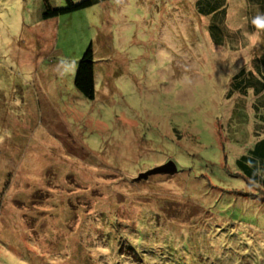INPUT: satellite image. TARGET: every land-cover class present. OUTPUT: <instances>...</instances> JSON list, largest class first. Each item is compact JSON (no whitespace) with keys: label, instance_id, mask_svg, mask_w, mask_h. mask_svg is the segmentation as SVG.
I'll return each instance as SVG.
<instances>
[{"label":"rangeland","instance_id":"rangeland-1","mask_svg":"<svg viewBox=\"0 0 264 264\" xmlns=\"http://www.w3.org/2000/svg\"><path fill=\"white\" fill-rule=\"evenodd\" d=\"M43 2L0 0V264H264V191L235 164L264 136V95L229 92L264 15L250 31L227 0L238 34L219 45L195 0L47 19ZM88 46L93 99L73 85Z\"/></svg>","mask_w":264,"mask_h":264},{"label":"trees","instance_id":"trees-1","mask_svg":"<svg viewBox=\"0 0 264 264\" xmlns=\"http://www.w3.org/2000/svg\"><path fill=\"white\" fill-rule=\"evenodd\" d=\"M100 0H65L64 5H51L48 0L43 2L41 18L47 19L70 13L85 7H89ZM249 5L248 21L250 31L253 29L259 18L264 15V0H246ZM227 0H195L197 13L209 16L207 30L213 43L222 45L230 41L231 37L238 34V31H231L225 24ZM252 70L247 72L243 69L235 73L229 85V92L246 93L251 88L257 96L264 95V52L258 60L253 63ZM94 60L93 52L88 46L81 55L74 75L73 85L84 98L93 99L95 95L94 81ZM260 102L254 103L259 122L264 125V96ZM240 120V119H239ZM235 164L239 169L240 176L264 191V136L259 138L248 147L246 151L235 158Z\"/></svg>","mask_w":264,"mask_h":264},{"label":"water","instance_id":"water-1","mask_svg":"<svg viewBox=\"0 0 264 264\" xmlns=\"http://www.w3.org/2000/svg\"><path fill=\"white\" fill-rule=\"evenodd\" d=\"M175 166H173V164L171 162H169L168 164H164L160 167H156L154 169H152L151 171H149L150 173H154V172H159V171H162V172H165V171H170V172H173L175 171Z\"/></svg>","mask_w":264,"mask_h":264},{"label":"crops","instance_id":"crops-1","mask_svg":"<svg viewBox=\"0 0 264 264\" xmlns=\"http://www.w3.org/2000/svg\"><path fill=\"white\" fill-rule=\"evenodd\" d=\"M263 137V136H262Z\"/></svg>","mask_w":264,"mask_h":264}]
</instances>
